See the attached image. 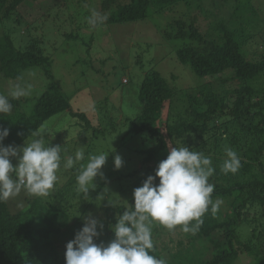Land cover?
<instances>
[{
  "label": "trees",
  "instance_id": "trees-1",
  "mask_svg": "<svg viewBox=\"0 0 264 264\" xmlns=\"http://www.w3.org/2000/svg\"><path fill=\"white\" fill-rule=\"evenodd\" d=\"M38 1L0 0V79L17 81L21 79L23 70L42 66L51 81L48 89L35 100L31 113L24 109L29 97L12 99L13 110L8 115H0V125L10 130L5 146H19L31 138L33 132H40L47 120L55 117L58 127L65 132L71 130L69 139L52 130L42 132L50 137L49 143L62 146L66 155L78 150L71 142L73 135L76 136L73 140H77L85 134L81 139L86 140L92 133L95 139L97 129L85 112L73 108L67 94L55 83L51 71L53 60L45 52L46 37L38 31L40 25L54 19L63 20L65 27L70 25V30L63 32L61 39L88 47L90 43L99 44L101 36L106 34L102 32V26L145 20L152 13H166L183 5L198 4L197 7L206 12V18H210L212 13L209 16L208 12L214 9L221 14L219 20L212 22L210 31L203 29L199 14L188 19L184 16L170 18L167 22L169 25L161 31L164 38L184 42L175 50L176 58L195 74L208 77V81L199 84L193 94L190 89L172 87L155 68L145 73L138 89L136 113H125L120 123L124 134L119 145L126 147L128 151L124 152L130 154L122 158L128 163L125 166L133 162L141 165L122 176L114 169V156L117 154L114 152L104 165L107 167L105 173L114 175L117 171L121 184L125 182L124 187L127 180L131 183L135 180L136 186L140 187L141 179L144 181L148 175H155L159 162L166 159L169 144L188 146L203 153L210 158L216 170L209 178V183L214 185L213 202L226 199L233 208L223 214L220 207L213 214L209 206L202 216V225L194 234L181 230L180 249L170 260L164 257L163 251L168 243L163 242L166 240H162L160 235L167 232L169 242H173L175 239L170 236L173 230L165 231V227L154 225V247L150 254L165 260L166 264H237L243 254L250 264H264V233L253 228L252 221L257 219L250 215V209L264 214V53L254 50L257 56L254 58L245 47L246 41L251 39L246 35V28L259 20L256 17L260 15L261 18L260 9L250 3L252 0H70L69 3L62 0L64 8H60L58 2L53 7L58 6L61 10L72 7L79 14H84V9L87 14L93 9L103 17V22L95 28L88 22L75 25L74 16H66L69 14L67 10L50 9L31 25L18 22L14 27L9 26L10 21L17 22L21 18L18 9L21 5H32ZM200 1H206L207 5L200 4ZM16 29L25 36L17 43L13 37ZM258 53L262 55L258 56ZM95 55L93 57L100 63L108 61L105 56ZM109 99L108 96L105 101ZM114 108L113 115L111 111L102 115L104 122L108 121L107 127H102L100 120L98 129L117 130L119 124L114 114L118 109ZM64 114L70 119L63 123L60 116ZM91 150L87 147L84 159L74 163L71 169L63 167L64 161L61 163L66 182L64 190L54 198L32 197L22 191L24 206L19 210H13L9 201L0 203V264H65L66 244L72 239L59 241L56 237L71 222L81 219L83 202L94 201L105 190L106 183L102 179L95 181L96 188L87 196L77 192L76 177L84 167L81 164L89 160ZM228 150L236 152L240 167L235 174L225 175L220 166L227 158ZM129 187L131 191L134 186L129 185L126 189ZM132 196H128V203L110 206L117 217L131 209L134 204ZM95 210L96 207L92 212ZM116 222L115 219L113 224ZM246 223H250L252 229L248 238L243 240L241 228ZM261 223L257 221V225L264 227ZM108 237V230H104L96 242L107 243Z\"/></svg>",
  "mask_w": 264,
  "mask_h": 264
},
{
  "label": "rangeland",
  "instance_id": "rangeland-1",
  "mask_svg": "<svg viewBox=\"0 0 264 264\" xmlns=\"http://www.w3.org/2000/svg\"><path fill=\"white\" fill-rule=\"evenodd\" d=\"M67 1L69 3L70 0ZM57 2L58 4L60 3V8H64V2L62 0H40L32 5L23 4L18 8L21 18H19V21L15 19L17 22L10 21L9 24L11 25L9 26L14 27L18 22L25 26L26 24L31 25L45 13H48L50 9L65 12L67 7L64 10L59 9L58 6L57 8L53 7ZM199 3L207 5L206 1H200ZM250 3L260 9L262 16L261 18L259 17L260 15L256 17L259 18V20L253 21L246 28L248 31L246 35L250 36L251 39L246 41L245 47L250 56L257 58L254 54V50L262 54L264 53V0H252ZM197 5L198 4H194L188 7L183 5L180 8L168 10L166 13H152V15L145 20L117 23L109 25V27L102 26L101 30L102 32H106V34L101 36L99 44L90 43L88 47L83 44L77 45L69 40L63 41L61 39V37H63V32L70 30V25L65 27L63 20L54 19L49 23L39 26L38 31L46 37L45 52L53 60L51 71L55 83L67 94L73 108L85 112L87 116L95 122L97 138L94 139L92 133L91 136L87 135L88 139L86 140L81 139L85 134L81 135V138H77V140H73L76 136H72L71 142H73L75 149H78L77 151H82L84 153L87 147H91L90 156L105 154L109 155V159L110 155L114 152L121 155L122 158L130 156L129 153L124 152L128 151L126 147H119L121 144L120 140L124 134L122 131L123 126L120 123L124 119L125 113L129 115L136 113L139 101L138 89L140 83L145 73L149 72L151 69L155 68L160 71L161 74L168 79L172 87L190 89L189 91L193 94L196 92L199 84L208 81V77H201L195 74L188 65L181 63L176 58L175 50L184 43L183 40H166L161 33V31L169 25L167 22L170 18L184 16L188 19L195 14H199L200 17H202L200 24H202L203 29L207 31L212 30V22L219 20L221 14H217L214 9L213 11H207L209 16L211 13L212 14L210 18H206V12L204 13V10L197 7ZM83 11L84 14H79V11L76 12L70 7L67 10L69 14L67 13L66 16L70 18L74 16V18H72L73 20L75 19V25H78L77 22L85 24V22H88V18L91 16L93 9L90 10L88 14L85 12V9ZM52 23H54V25H52ZM6 30H9V28H6ZM13 34L16 43L17 41L20 42L23 37H25L19 34L18 29L14 30ZM89 47L91 48L90 50H88ZM259 53L258 56H261L262 54ZM94 55L96 57L99 55L105 56L108 61L100 63L98 60H95L93 57ZM50 82V79L45 74L44 67L33 66L23 70L21 79L17 81L0 79V93L7 94L16 84L30 85L32 94L28 96L29 98L24 109L27 113H31L35 100L42 92L48 89ZM108 96L110 99L105 101ZM176 102H180V100H176ZM115 106L117 107L116 109H118L117 113L114 114L117 121L116 123L119 124L117 130L113 132L102 130L101 127L98 129L100 120L102 127H107L108 121L106 120V122H104L102 115H105L108 111H111V115H113L112 110L115 109ZM167 110L168 106L164 111L165 115L167 114ZM60 117L63 118V123L70 119L66 114ZM54 119L55 117L47 120L40 133L43 134L44 132L42 131L46 132L47 130H52L57 134L60 133L65 139H69L71 130L66 132L63 131L60 126L58 127V123L54 122ZM54 137L57 136L55 135ZM30 139H32V137L29 138V140ZM49 139L50 137H45L46 144L49 143ZM93 139L94 141L92 144L91 141ZM24 143L19 146H23ZM169 146H171V144H169ZM74 154L75 152L68 153V155ZM62 155H66L64 149ZM12 162L13 164L17 163L15 159H13ZM87 163L88 161H85L81 165L85 167ZM127 164L128 163L124 161L123 167L118 170L122 176H125L128 172L133 171L134 168L140 167L141 165L140 162H133L131 165L129 163L128 166H125ZM106 169L107 167H104L102 172L106 177V179H103L106 183L105 188L108 189L104 190V194L102 193L100 196H97L94 201L83 202L80 210V214L82 215L81 219H76L71 222L63 229V232L56 237V240L66 241L74 239L75 233L82 228V224L84 223L82 217L88 216L89 214L100 221L107 218V220H103L104 223L102 221L106 227L104 230H108L109 232V241L114 238V233L109 226L113 225L118 214L114 212L113 208H110L111 205L109 202H115L116 205L119 203H128V196H132L133 190L137 188V186L135 180L133 183L127 180V186L124 187L125 182L121 184L122 180L117 178V171L114 172V175H110L105 173ZM60 171L61 167L57 171V182L53 189L46 195L49 199L54 198L56 194L58 195L64 190L66 178L63 176L62 171L60 175ZM96 180L102 179L98 176ZM141 181L143 182L142 179ZM129 185L134 186L131 191L130 187L126 189ZM9 202L13 210H19L24 206L21 195L14 199H10ZM219 202L218 208L220 210L221 207L223 214H226L229 209L231 210L233 208L226 199L219 200ZM95 207L96 210L92 212V209ZM109 208L110 210L108 212ZM261 210L263 211V209ZM250 215L257 219L256 221H252L253 228L264 233V227L257 225L258 220L264 225V214L262 215L260 210L256 212L250 209ZM253 217L251 218L253 219ZM166 229L167 228H165V231ZM251 229L250 223H246L242 226L241 237L243 240L248 238ZM171 233L172 235L170 234V236L175 239L173 242H169L170 239H168L167 232L160 235L162 240H166L163 242L168 243L167 249L163 251L164 257L168 260L180 249L178 240L182 238L180 234L181 227L177 226ZM156 237L157 236H154L155 239ZM154 241L156 242V240ZM239 260L240 262L237 264H250L245 254L240 256L237 261Z\"/></svg>",
  "mask_w": 264,
  "mask_h": 264
},
{
  "label": "clouds",
  "instance_id": "clouds-1",
  "mask_svg": "<svg viewBox=\"0 0 264 264\" xmlns=\"http://www.w3.org/2000/svg\"><path fill=\"white\" fill-rule=\"evenodd\" d=\"M102 22L103 17L93 10L89 25L95 28ZM31 94V86L27 84H16L7 94L0 93V115L12 112V99ZM9 135L10 130L0 125V203L18 197L22 191L32 197L46 196L57 182L62 160L63 167L71 169L74 163L84 159L82 151L63 156V147L46 144L45 135L40 132H33L32 139L27 138L23 146H5ZM108 156H90L76 177L77 192L87 196L96 188L98 176L106 179L102 169ZM226 157L220 171L225 175L235 174L240 167L239 157L231 150L226 152ZM123 164L121 155L116 154L115 169H121ZM215 171L212 161L203 153L188 146L168 145L167 157L159 162L155 175H148L142 186L133 190L131 209L123 211L116 217L117 222L109 226L114 238L97 243L104 224L91 214L82 217L83 227L66 244L65 264H166L165 260L150 254L154 247L153 226L158 224L169 230L181 226L183 232L194 234L209 206L213 214L219 206V201L212 200L214 185L209 183ZM109 204L116 207L115 202Z\"/></svg>",
  "mask_w": 264,
  "mask_h": 264
}]
</instances>
